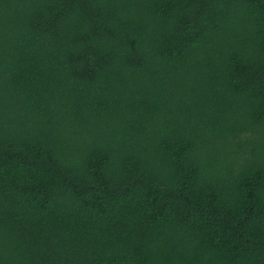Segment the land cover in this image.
<instances>
[{
    "label": "trees",
    "instance_id": "16d2710c",
    "mask_svg": "<svg viewBox=\"0 0 264 264\" xmlns=\"http://www.w3.org/2000/svg\"><path fill=\"white\" fill-rule=\"evenodd\" d=\"M0 264H264V0H0Z\"/></svg>",
    "mask_w": 264,
    "mask_h": 264
}]
</instances>
